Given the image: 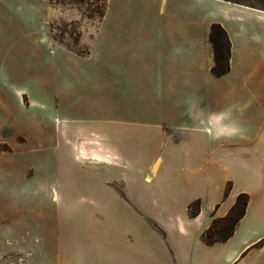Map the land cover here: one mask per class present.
I'll return each instance as SVG.
<instances>
[{
	"label": "crops",
	"instance_id": "obj_1",
	"mask_svg": "<svg viewBox=\"0 0 264 264\" xmlns=\"http://www.w3.org/2000/svg\"><path fill=\"white\" fill-rule=\"evenodd\" d=\"M216 7L264 19L224 0H122V44L106 49L103 61L101 50L80 55L45 34L49 45L104 66L105 106L57 131L58 174L36 191L53 213L41 211L42 223L34 225L29 202V221L0 225V244L15 258L0 254V264H264V153L261 163L251 149L226 161L257 129L238 126L248 78L225 92L232 51L230 71L211 74L210 27L226 29ZM26 182L20 191L31 193ZM240 194L248 203L233 234L207 244L204 232ZM196 201L200 211L190 217Z\"/></svg>",
	"mask_w": 264,
	"mask_h": 264
},
{
	"label": "rangeland",
	"instance_id": "obj_2",
	"mask_svg": "<svg viewBox=\"0 0 264 264\" xmlns=\"http://www.w3.org/2000/svg\"><path fill=\"white\" fill-rule=\"evenodd\" d=\"M224 1L264 14V0ZM47 11L51 14L50 20ZM215 11L226 26V29L222 27L228 33L233 56V73L224 84L225 92L237 82L241 84L242 78H248V88L241 87L239 93L241 123L238 126L243 131L248 123L257 129L247 135L250 144L240 145V155L235 152L226 161L243 159V150L251 149L257 163H261L264 19L228 7H216ZM121 16L122 0H0L2 227L9 228L24 219L29 221L25 212L29 202L34 210L31 216L34 225L42 223V212L52 215L53 205L36 191L58 174L57 131L65 124L73 127L87 122L94 113L103 112L105 106L104 66L79 59L62 47L83 55L92 46L101 50L99 57L103 61L106 49L120 48L122 44ZM47 32L55 45L62 47L49 45L44 40ZM251 33H260V36L250 40ZM249 96L256 99L245 105L243 99L246 101ZM231 169L234 178L244 177L239 167ZM256 170L259 175V165ZM76 174L82 175L81 171ZM24 180L27 186L32 185L31 193L20 191L26 186ZM1 244L0 254L14 260V250Z\"/></svg>",
	"mask_w": 264,
	"mask_h": 264
},
{
	"label": "trees",
	"instance_id": "obj_3",
	"mask_svg": "<svg viewBox=\"0 0 264 264\" xmlns=\"http://www.w3.org/2000/svg\"><path fill=\"white\" fill-rule=\"evenodd\" d=\"M208 40L213 54L211 74L214 77L219 78L230 71L231 42L226 30L217 23L211 25ZM228 190L229 187L226 189V195ZM247 203L248 196L246 194L238 195L230 213L224 218L214 219L212 221L209 228L203 234L204 241L207 244H211L213 242H222L227 240L233 234L240 219L244 216ZM199 211V201L190 204V217H196ZM217 234L221 236H215Z\"/></svg>",
	"mask_w": 264,
	"mask_h": 264
},
{
	"label": "bare ground",
	"instance_id": "obj_4",
	"mask_svg": "<svg viewBox=\"0 0 264 264\" xmlns=\"http://www.w3.org/2000/svg\"><path fill=\"white\" fill-rule=\"evenodd\" d=\"M263 140H264V135H263Z\"/></svg>",
	"mask_w": 264,
	"mask_h": 264
}]
</instances>
